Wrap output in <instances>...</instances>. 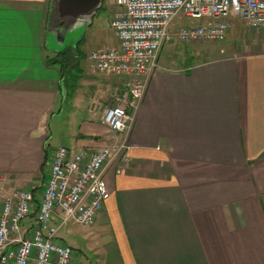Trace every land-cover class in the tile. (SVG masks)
Segmentation results:
<instances>
[{
    "label": "crops",
    "instance_id": "1",
    "mask_svg": "<svg viewBox=\"0 0 264 264\" xmlns=\"http://www.w3.org/2000/svg\"><path fill=\"white\" fill-rule=\"evenodd\" d=\"M49 4L0 0V177L7 193L45 186L49 122L63 105L65 121L85 106L90 111L64 148L92 152L119 139L101 118L128 78L93 74L88 59L118 46L114 0H102L75 53L68 49L71 86L46 64L56 56L45 47ZM181 22L170 29L174 39L160 51L144 100L128 111L129 160L106 174L110 199L91 228L64 227L80 245L69 246L80 264H264V30L230 18L224 43H181Z\"/></svg>",
    "mask_w": 264,
    "mask_h": 264
},
{
    "label": "built area",
    "instance_id": "2",
    "mask_svg": "<svg viewBox=\"0 0 264 264\" xmlns=\"http://www.w3.org/2000/svg\"><path fill=\"white\" fill-rule=\"evenodd\" d=\"M111 29L115 49L89 55L93 74L123 76L101 123L114 136L110 146L92 152L56 148L41 194L4 191L0 177V264H80L59 237L68 224L91 228L110 199L106 174L128 162L135 111L144 100L162 47L173 41L170 29L181 20L175 37L181 43H224L228 19H240L252 30H264V0H114ZM121 170L116 169L115 175ZM56 219L57 222H56ZM32 225L21 234L23 224ZM59 223V224H57Z\"/></svg>",
    "mask_w": 264,
    "mask_h": 264
},
{
    "label": "water",
    "instance_id": "3",
    "mask_svg": "<svg viewBox=\"0 0 264 264\" xmlns=\"http://www.w3.org/2000/svg\"><path fill=\"white\" fill-rule=\"evenodd\" d=\"M101 5L102 0H50L45 27L46 49L59 55L70 48L74 54Z\"/></svg>",
    "mask_w": 264,
    "mask_h": 264
},
{
    "label": "rangeland",
    "instance_id": "4",
    "mask_svg": "<svg viewBox=\"0 0 264 264\" xmlns=\"http://www.w3.org/2000/svg\"><path fill=\"white\" fill-rule=\"evenodd\" d=\"M113 0H103V4L107 3L108 5L112 3ZM103 11V9H102ZM108 12V10H107ZM177 29V28H176ZM205 44V43H202ZM207 44V43H206ZM202 52H204L203 49H216V44L214 45H201L200 46ZM74 76H70V78L68 79L70 82V86L72 83V80ZM75 115H77V119L75 117H73L71 114H69L68 116H66L68 118L67 121H65V117H64V105H63V111L59 114H55L52 119L49 122V128H48V148L50 151L53 152V150H55L56 148H60V147H67L64 143H65V137L68 134L70 137L76 138L78 137V135L76 134V130H77V125L79 124V122L81 120H86L88 118L87 114H90V111L87 110L86 106L84 108L78 109L77 112L74 113ZM87 117V118H86ZM81 119V120H80ZM51 161V159H50ZM49 166H50V162H49ZM49 173V172H48ZM44 188V186H43ZM39 192H35L32 189H28L27 191H32L33 193L36 194H41L42 190ZM59 224V223H57ZM70 227V226H69ZM77 229H81L82 227L80 226H74ZM83 229V228H82ZM59 237L65 241V244H67L68 246H71L75 249H80V245L76 244L75 242H72V238H74L73 236H65L64 235V228H62L59 231Z\"/></svg>",
    "mask_w": 264,
    "mask_h": 264
},
{
    "label": "trees",
    "instance_id": "5",
    "mask_svg": "<svg viewBox=\"0 0 264 264\" xmlns=\"http://www.w3.org/2000/svg\"><path fill=\"white\" fill-rule=\"evenodd\" d=\"M71 52L69 50L64 51L63 53L56 55L53 58L46 59V64L48 66H53L58 69L60 79L62 80V85L64 86V80H68L71 76L70 71L72 69V59ZM62 88V87H61Z\"/></svg>",
    "mask_w": 264,
    "mask_h": 264
}]
</instances>
